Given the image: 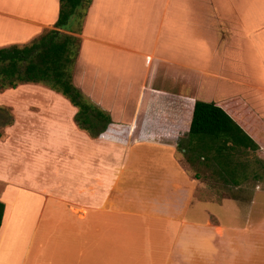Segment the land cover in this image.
I'll list each match as a JSON object with an SVG mask.
<instances>
[{
	"label": "crops",
	"instance_id": "obj_1",
	"mask_svg": "<svg viewBox=\"0 0 264 264\" xmlns=\"http://www.w3.org/2000/svg\"><path fill=\"white\" fill-rule=\"evenodd\" d=\"M58 10L0 0V48L54 28ZM63 32L80 40L74 86L112 123L92 138L34 84L54 101L41 154L62 178L45 185L39 156L33 179L12 177L32 200L4 203L0 264H264V216L241 225V201L215 200L177 149L195 101H232L254 140L264 132V0H92Z\"/></svg>",
	"mask_w": 264,
	"mask_h": 264
},
{
	"label": "rangeland",
	"instance_id": "obj_2",
	"mask_svg": "<svg viewBox=\"0 0 264 264\" xmlns=\"http://www.w3.org/2000/svg\"><path fill=\"white\" fill-rule=\"evenodd\" d=\"M81 21V17H72L67 26L78 28ZM51 29L53 28L44 29L43 32ZM40 86L47 88L45 84ZM41 87L29 84L0 92V133L2 134L0 166L5 168L0 171V176L11 182L7 188L0 183V194L6 188L0 196V201L9 204L12 214L15 209H24V204L32 200L31 193L24 190L19 193L20 188L12 177L24 174L23 176L33 179L35 173L30 170L34 169V157L42 158L41 152L49 150L47 133L50 128L49 122L53 120L55 113L48 109V105L54 101H51L50 96L46 97V90ZM10 120H12L11 125L8 124ZM34 139L38 142L34 143ZM187 141V139L180 141L181 147L178 144L177 149L182 152L185 159L184 151L187 150L186 155L191 156V160H186L191 165V170L196 173L209 192L214 194L215 200L227 197L241 201L237 219L243 225L246 217L247 223L255 225L259 218L264 216V132H258L254 150L235 147L232 150H223L220 157L215 145L211 144L209 139L206 141L207 144L210 143L209 145H200L198 137H194L186 146ZM58 145L61 149L62 144ZM154 150L166 152V148H154ZM48 153L44 155L49 157ZM59 156L62 157V154L59 153ZM44 158L46 157H43L42 164L48 167L42 166L44 168L42 173L45 175L40 178L46 181L45 185L50 182L58 183L62 178V173L60 174L58 170L61 164L53 165L51 158H46L50 161L44 163ZM60 161L61 158L58 162ZM52 167L54 173L51 171ZM19 185L23 188L30 187L29 184ZM41 185L43 186V183ZM138 185L143 189V184ZM12 204L17 205L11 208ZM219 211L221 212L222 209ZM262 263L258 262V264Z\"/></svg>",
	"mask_w": 264,
	"mask_h": 264
},
{
	"label": "trees",
	"instance_id": "obj_3",
	"mask_svg": "<svg viewBox=\"0 0 264 264\" xmlns=\"http://www.w3.org/2000/svg\"><path fill=\"white\" fill-rule=\"evenodd\" d=\"M91 2L92 0H59L58 18L53 29L42 32L26 44L1 47L0 92L16 89L27 83L45 84L77 108L74 122L90 137L96 138L112 123L111 116L90 102L74 86L72 76L80 40L60 31L68 30V21L72 17H81L83 20ZM231 103L232 101H195L186 146L194 137H198L200 145L214 144L218 157L223 150L235 147L254 150L256 143L249 132L253 133L255 129L240 121L242 113ZM8 124L11 125L12 120ZM1 137L0 133V139ZM208 139L211 141L209 144L206 142ZM184 154L188 161L191 160V156L186 155V149ZM4 209L5 205L0 201V226Z\"/></svg>",
	"mask_w": 264,
	"mask_h": 264
}]
</instances>
